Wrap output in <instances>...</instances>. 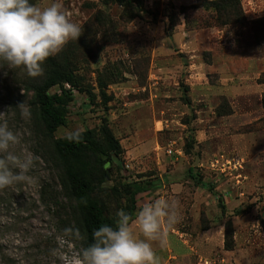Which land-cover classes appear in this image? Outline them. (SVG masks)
Returning <instances> with one entry per match:
<instances>
[{"label": "rangeland", "instance_id": "1", "mask_svg": "<svg viewBox=\"0 0 264 264\" xmlns=\"http://www.w3.org/2000/svg\"><path fill=\"white\" fill-rule=\"evenodd\" d=\"M219 1L61 0L83 31L54 56L72 63L77 85L66 125L53 137L76 129L99 135L107 125L122 152L105 165L109 180L96 197L115 216L124 210L126 183L154 187L163 179L164 195L180 202L173 228L192 248L188 264H264V0H231L235 8ZM30 2L43 8L52 0ZM214 2L227 5V14ZM24 76L0 68V113L7 111L38 158L33 179L0 190V264H53L56 234L79 228V219L59 172L37 152L28 120L10 108ZM169 148L180 157L167 155ZM217 154L241 169L211 171ZM174 176L179 192L172 197L167 178ZM49 186L59 211L41 200ZM153 248L160 264L163 240Z\"/></svg>", "mask_w": 264, "mask_h": 264}, {"label": "clouds", "instance_id": "2", "mask_svg": "<svg viewBox=\"0 0 264 264\" xmlns=\"http://www.w3.org/2000/svg\"><path fill=\"white\" fill-rule=\"evenodd\" d=\"M82 26L61 0L43 8L30 0H0V68L20 69L30 78L41 76L50 57L70 40H78ZM16 109L22 119H31L25 102ZM6 117L7 111L0 113V190L33 179L30 173L38 159ZM81 138L80 129L65 136L74 143ZM179 209L180 202L166 195L145 203L135 214L121 209L114 225L93 231L87 246L79 243L85 239L79 228H65L54 238L53 264H159L153 242L162 241L164 230L179 223Z\"/></svg>", "mask_w": 264, "mask_h": 264}, {"label": "trees", "instance_id": "3", "mask_svg": "<svg viewBox=\"0 0 264 264\" xmlns=\"http://www.w3.org/2000/svg\"><path fill=\"white\" fill-rule=\"evenodd\" d=\"M230 1L219 2H228V7L235 8L236 3L230 4ZM210 7L219 14H227L225 4L214 2ZM21 84V89L16 90V93L22 90V95L17 97L8 95L10 108L21 122L22 118L16 107L29 96L28 106L31 108L32 116L25 126L34 137L35 146L40 147L38 151L36 150L40 157L59 172L58 180L63 197L78 215V226L85 237L82 245L87 246L92 242L94 230L104 224L114 225L116 220V215H108L103 202L96 194L101 191V184L109 180V172L105 165L108 162L111 164L112 157H118L122 148L107 125L102 126L99 135L93 130L83 131L78 143L69 142L65 137H53L59 127L66 125L67 106L72 99L73 87L77 85L72 63L67 58L61 61L57 57H50L43 65L41 76L30 78L25 74ZM54 88H57V91L51 92ZM152 186L149 181L126 183L120 195V200L125 202L124 210L135 214L138 210L137 197L150 190ZM40 196L47 208L49 206L58 209L59 195L53 186L44 188Z\"/></svg>", "mask_w": 264, "mask_h": 264}, {"label": "crops", "instance_id": "4", "mask_svg": "<svg viewBox=\"0 0 264 264\" xmlns=\"http://www.w3.org/2000/svg\"><path fill=\"white\" fill-rule=\"evenodd\" d=\"M167 179H169L167 185L172 192L171 196L174 197L175 194L179 192L178 180L175 176L170 178L168 177ZM160 182L163 183V179ZM160 182H157V184L152 187L150 191L148 190L137 197L138 210L142 208L145 203L164 195L163 188L165 187V184L162 185ZM182 235L183 234L177 232L173 227L171 229L164 230L163 243L165 255L163 256L164 258L160 264H188L191 261L193 258L190 254L192 248L189 247L186 240L182 239Z\"/></svg>", "mask_w": 264, "mask_h": 264}, {"label": "built area", "instance_id": "5", "mask_svg": "<svg viewBox=\"0 0 264 264\" xmlns=\"http://www.w3.org/2000/svg\"><path fill=\"white\" fill-rule=\"evenodd\" d=\"M66 88H69V86L66 85ZM166 153L167 155L180 157V151L178 150L169 148ZM209 168L219 175H231L241 169V163L234 158H227L223 154H218L210 160Z\"/></svg>", "mask_w": 264, "mask_h": 264}]
</instances>
